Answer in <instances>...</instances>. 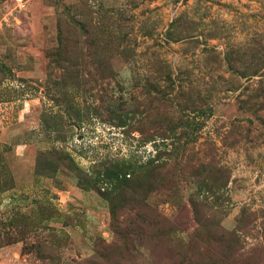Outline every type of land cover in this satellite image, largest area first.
Instances as JSON below:
<instances>
[{
	"label": "rangeland",
	"instance_id": "obj_1",
	"mask_svg": "<svg viewBox=\"0 0 264 264\" xmlns=\"http://www.w3.org/2000/svg\"><path fill=\"white\" fill-rule=\"evenodd\" d=\"M0 264H264V0H0Z\"/></svg>",
	"mask_w": 264,
	"mask_h": 264
}]
</instances>
